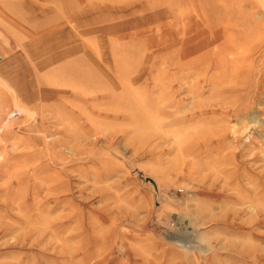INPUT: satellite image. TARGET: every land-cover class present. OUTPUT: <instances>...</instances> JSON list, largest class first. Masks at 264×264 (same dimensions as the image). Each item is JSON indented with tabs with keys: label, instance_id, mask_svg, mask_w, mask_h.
Listing matches in <instances>:
<instances>
[{
	"label": "rangeland",
	"instance_id": "1",
	"mask_svg": "<svg viewBox=\"0 0 264 264\" xmlns=\"http://www.w3.org/2000/svg\"><path fill=\"white\" fill-rule=\"evenodd\" d=\"M0 264H264V0H0Z\"/></svg>",
	"mask_w": 264,
	"mask_h": 264
}]
</instances>
